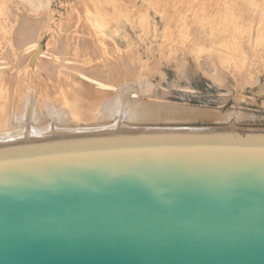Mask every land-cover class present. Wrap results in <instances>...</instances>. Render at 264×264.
I'll use <instances>...</instances> for the list:
<instances>
[{
    "label": "water",
    "instance_id": "obj_1",
    "mask_svg": "<svg viewBox=\"0 0 264 264\" xmlns=\"http://www.w3.org/2000/svg\"><path fill=\"white\" fill-rule=\"evenodd\" d=\"M0 264H264V130L0 142Z\"/></svg>",
    "mask_w": 264,
    "mask_h": 264
},
{
    "label": "bare ground",
    "instance_id": "obj_2",
    "mask_svg": "<svg viewBox=\"0 0 264 264\" xmlns=\"http://www.w3.org/2000/svg\"><path fill=\"white\" fill-rule=\"evenodd\" d=\"M120 1L123 3V5L125 7L122 8L118 2L112 3L113 12L116 13V17H114L115 21H116V26L114 27L113 33L117 34V35L119 34L118 38H114V36H116V35H114V36L111 35L112 41H106L103 39L105 35L109 34L108 27H106L102 23L103 19L100 16L102 13H104V14L106 13V11H105L106 9H104V10L95 9L94 15L92 13L93 11L88 12L89 14L92 13V15L90 14V16H88L87 18L89 21L90 20L92 21L91 24L93 27H91V25H87V27H88L87 31H85L86 30L85 27L83 29L84 31L79 27L81 29L80 32L83 34V36H81L82 38L78 37L79 35H75V36H77V39L78 38H81V39H79V41L75 40L76 38L71 39V42H70V39H68V41H66V42L62 41V42H65V45L61 44L60 46H56V47H58V49L53 48L52 50H50L51 48H49L48 50L44 51L42 49V46L40 45V42H37L40 38L37 41L32 40L34 35L32 37H28V39H27V40H29V38H32L31 40H29L31 42L23 43L25 41V38H24V40H22L23 38L20 36L24 35L25 30L22 31V35L20 34V36H17V37L15 35L16 39H18V37L21 38L18 40L19 43H17L14 41L15 38L13 37V35L16 32H11L12 33L11 37H13L11 40L12 47L14 46L13 43L15 42L14 44H17V45L19 44V47H18L19 49L17 50V52H15L16 47H13V48H15L13 54L16 55L14 60L10 59V57H12V56H9V55H11L12 53L10 54L9 49L6 50L7 52H9V54H7V52L3 50L4 47L1 48L3 51L0 50V52H5V53H2L3 54L2 57H4V58L7 57L4 55L9 56V58H7L8 59L7 61L9 63L13 60L12 63L9 64L10 66L7 67V70H5V68L1 66L3 64H1V61H0V142L6 141V140L36 139V138L66 135V134H73V133L115 128V127H125L126 125L124 126V124L121 122L122 118L123 119L124 118L129 119V120H152V121L154 120L155 121V120L159 119V120H163V121H171V120L188 121V120L195 118V117L196 118L218 119L222 116L221 115L222 113L219 112L218 109H214V108L206 107V106H197V105H191V104L171 102V101L163 100V99L159 98L158 96L151 98L150 97L151 95H149V93H151V91H152V86H151L152 82H151V80L148 79V78H150V76L147 75V74H149V73H147L148 71H146V73H145V71L142 70V67L144 66V64L142 62H144V60L146 58L143 56V54L147 55L150 53V51H153L152 50L153 46H155L156 48H159V46H162V44H163L162 40L165 41L164 37H165V35L167 36V34H165V32H163V30L162 31L160 30V27L157 25L156 19L154 18L153 14L150 13V11H153L154 14L159 13V15H160L159 20L160 21L163 20L164 23L168 25V20H169V17L171 15V12L178 11L177 9L174 8L175 6H177L179 8L178 0H175L177 2H175V1L173 2L172 0H133V2L131 0L130 1L129 0H120ZM231 1H234V0H231ZM12 2H14V1H12ZM17 2H19V0H17ZM131 2L133 3L132 6H131ZM201 2L203 3V1H201ZM235 2H236V0H235ZM10 3H11V1L9 2V4ZM189 4H192V3H189ZM203 4H206V3H203ZM14 5H17V4H14ZM14 5H11V6H13L12 8H14ZM7 7H9V5ZM126 7H127V9L128 8L131 9V11H132V9L136 8L139 12H143V15L141 17L139 16V18L145 24V29L147 30L146 32L149 34V37L147 38L148 39L147 42H138L139 41L138 40L139 33L134 31L133 27L129 25V23H132L133 21H136V19H138L137 18L138 15H136V18L133 19L131 17L133 14L131 16L129 15L133 12L130 13L129 10L126 12L125 11ZM172 7L174 8V10L172 9ZM200 7L202 8L203 5L201 4ZM231 7H233V6H231ZM235 7H238V6L235 5ZM246 7H249V6H246ZM196 8L198 9V7H196ZM20 9L21 8H19L18 10H20ZM230 9H233V8H230ZM241 9H243V8H241ZM248 9L249 8H247V10ZM253 9L255 11V8H253ZM202 10L205 11L204 9H202ZM247 10H245V11H247ZM241 11H243V10H241ZM248 12H250V11H248ZM8 13L9 12H7V14ZM126 13H127V15H126ZM168 13H169V15H168ZM199 13H201V12L199 11ZM193 14H195V13H193ZM5 15H6V13H5ZM203 15H206V14H203ZM215 15L216 14H214V17H215ZM224 15H226V14H224ZM242 15L248 16L247 14H242ZM8 16H9V14L6 17H8ZM150 16H151V19H149ZM177 16H179V15H177ZM182 16L183 15H181V17ZM201 16L202 15H200V17ZM9 17H11V16H9ZM17 17H19V15ZM181 17L179 16V18H181ZM186 17H189V16H186ZM216 17H218V16H216ZM230 17H232V16H230ZM206 18H208V17H206ZM211 18H213V17L211 16ZM241 18H242V16H241ZM12 19H14V18H12ZM37 19H40V17ZM47 19L49 20V18H47ZM242 19L247 20L248 18L245 17ZM177 20L179 21L180 19H177ZM211 20H213V19H211ZM214 20L210 21V23L214 22ZM219 20L217 18V21H219ZM19 21H20V19H19ZM22 21H23V19H21V22ZM193 21H194V19H193ZM199 21L201 22V19ZM239 21H241V20H239ZM243 21L245 22V20H243ZM260 21H262V20H260ZM25 22H27V21H24V24H26ZM110 22L111 21H109V23ZM228 23H230V22H228ZM238 23H240V22H238ZM71 24H69V25H71ZM89 24H90V22H89ZM215 24H217V23H215ZM242 24L243 23H241V26H242ZM249 24H251V23H249ZM249 24L247 26H249ZM19 25L20 24H18L17 26L18 27L24 26V25L23 26L22 25L19 26ZM205 25H207V24H205ZM231 25L235 26L232 23H231ZM26 26H27V24H26ZM129 26L131 27V32H128L127 31L128 29L126 30V28ZM186 26H187V24H186ZM214 26H216V25H214ZM217 26H219V25H217ZM228 26L230 27V25H228ZM194 27H195V25H194ZM202 27H204V26H202ZM223 27L224 26L222 25V27H220V28H223ZM89 28H91V29H89ZM164 28H166L165 25H164ZM210 28H212V26H210ZM66 29H68V28H66ZM196 29H199V28L197 27ZM196 29H195V31H196ZM208 29H209V27H208ZM208 29L206 31H210V29L209 30ZM18 30H20V28H18ZM18 30H15V31H18ZM27 30H28L29 34L31 31H33L32 29L29 30V28H27ZM188 30H190V28ZM188 30H187V32H188ZM223 30H225V28H223ZM255 30H256V28H255ZM3 31H5V30H3ZM26 32L27 31H25V33ZM63 32H65V31H63ZM70 32L74 33L72 31H70ZM198 32H201V31L198 30ZM232 32H233V30H232ZM6 33H7V31H6ZM81 33H79V34L81 35ZM207 33H209V32H207ZM214 33H216V32H214ZM218 33H220V32H218ZM2 34H3V32L1 33V35ZM16 34H18V33H16ZM34 34H36V33H34ZM206 34H204V35H206ZM224 34H225V32H224ZM237 34H238V32H237ZM30 35H32V34H30ZM62 35H64V34H62ZM62 35H61V37H58V38L63 39ZM67 35H69V34H67ZM70 35L68 36V38L70 37ZM230 35H233V34H230ZM252 35H254V34L252 33ZM4 36H6V35L4 34L1 37L4 38ZM109 36H110V34H109ZM195 36H193V37H195ZM200 36H202V35H199V37ZM210 36H212V35H209V37ZM1 37H0V39H3ZM205 37L207 38L208 35L204 36V38ZM215 37L216 36H214L213 39H215ZM228 37H229V34H228ZM239 37H240V35H239ZM5 38L2 41H5L6 40ZM55 38H57V37H55ZM128 38H132L133 39L132 43H137V47H134L135 46L134 45L133 47H131L132 51L130 53L126 54V53H124L125 48H127V46L133 45V44H130V42L128 44V42H127ZM195 38H197V36ZM204 38H201L202 41ZM224 38L226 39V37H224ZM9 39L6 40V42L9 41ZM124 39H126L125 42H124ZM261 39H263V38H261ZM21 40L23 42H20ZM176 40H178V39H176ZM238 40H240V39H238ZM219 41H222V40H217L216 42L219 43ZM261 41H263V40H261ZM194 42H195V40H194ZM194 42H192V43L194 44ZM196 42H198V40H196ZM210 42L213 43V41H211V40H210ZM1 43H3V42H0V44ZM20 43H22V44L20 45ZM48 43H47V45H48ZM59 43L60 42H57V44H59ZM171 43H175V42H171ZM3 44L7 45L6 43H3ZM3 44H1V47L5 46ZM189 44H191V43H189ZM199 44H200V42H199ZM228 44H231V43L229 42ZM172 45H174V44H172ZM220 45H222V43ZM9 46L11 47V45H9ZM175 46H176V43H175ZM177 46H179V44ZM186 46H187V44H186ZM186 46L181 51L183 56L186 55L190 51V48H191V47L188 48V46L187 47ZM244 46L249 47L251 45L247 46V45L242 44L241 47H243L245 49L246 47H244ZM7 47H8V45H7ZM74 47H79V49H77V48L74 49ZM228 47H231V46H227V48ZM175 48H177V47H175ZM234 48L235 47H231V49H234ZM80 49H81L80 52H84V54L81 53V54H79V55H81L79 58L78 57L74 58V55L76 56V53H80V52H78ZM192 49H191V51H192ZM76 50H78V51H76ZM128 51H129V49H128ZM216 51H218V50H216ZM235 51H237V50H233L232 53L234 54ZM178 52H180V51H178ZM243 52H244V50H243ZM247 52L249 53V51H247ZM70 53L73 54V56L71 58H67V57L62 56V54L68 55ZM72 54H70L69 56H71ZM151 54H152V52H151ZM222 54H223V52H222ZM237 54H239V53H237ZM253 54H254V52H253ZM225 55H227V54H225ZM245 55H247V54H245ZM183 56L181 58H183ZM2 57H0V59ZM230 57H232V56H230ZM12 58H14V57H12ZM224 58H226V56ZM5 59L2 58V63H4V64L6 63ZM9 59H10V61H9ZM202 59H203V57H202ZM202 59H201V61H202ZM153 60L151 61L152 63H153ZM204 60L206 61L203 63L204 65H206V63L209 64L207 59L204 58ZM135 61L141 62V65H139L140 63L137 65ZM8 62L5 64L6 66H8ZM132 62H134L135 65H133ZM151 62H149V63H151ZM154 62L156 63V65L155 64L154 65L157 68V66H159V64L157 65L156 60ZM149 63H148V65H149ZM152 63H151V65L153 66ZM209 65H211V64H209ZM198 67H199V65H198ZM206 67H208V65ZM151 68L152 69H150V68L149 69L151 71H153V67H151ZM171 68L173 69V67H171ZM191 68H192V66H191ZM145 69L147 70V67ZM187 70H189V67L187 68ZM209 70H211V69H209ZM245 71H246V69H245ZM154 74H156V73L154 72ZM103 75H104V77H103ZM109 77H110L109 80L112 81L113 83L112 82L111 83L106 82L107 79H105V78H109ZM152 77L153 76H151V78ZM111 78H113V79H111ZM162 92H164V91L162 90ZM140 95H144V96L146 95V97H148V98H143ZM82 110L86 111V115L80 113ZM94 113L98 114L99 117H101L102 119H107L111 116H115V117L118 116V119L114 122V124H112L110 126L109 125H103V126L96 127V128L94 127L95 129H93V128L91 129V128L86 127L87 129L84 128L86 130L81 129V128H59V127L54 126V122L57 124H59V123L60 124L75 123L80 118H84L87 120H93L94 119ZM234 113H235V116H237L238 118L241 117L242 115H243V117H246V118H259V117H261L260 115H255V113H252V114L245 113L244 114L242 112L239 113L238 111H236ZM48 123H49V125H47ZM126 127H128V126H126ZM164 127H166V126H164ZM177 128H214V127L179 126ZM226 128H235V127L229 126ZM239 129H244V128H239ZM248 129H257V128H248ZM262 130H264V128Z\"/></svg>",
    "mask_w": 264,
    "mask_h": 264
},
{
    "label": "rangeland",
    "instance_id": "obj_3",
    "mask_svg": "<svg viewBox=\"0 0 264 264\" xmlns=\"http://www.w3.org/2000/svg\"><path fill=\"white\" fill-rule=\"evenodd\" d=\"M10 1H11V3L9 4ZM12 1H14L15 3ZM131 1L133 2V0H131ZM172 1L174 2L175 0H172ZM186 1L187 0H178L179 8L177 6H175L174 8L177 9L179 12L178 11L171 12V15H170L169 20H168V25L165 24L163 20H161V21L159 20L160 19L159 13L154 14L153 11H150V13H152L154 18L156 19L157 25L160 27V30L161 31L163 30V32H165V34H167V36L165 35V37H164L165 41L162 40V42H163L162 46H159V48H156L155 46H153V49H152L153 51H150V53L147 55L143 54V56L146 58H145L144 62H142L144 64V66L142 67V70H144L145 73H146V71H148L147 73L150 74V75L147 74L148 76H150V78H148V79L151 80V82H152L151 83V86H152L151 93L152 94L149 93V95H151L150 96L151 98L158 96L159 98H161L163 100H167V101H171V102L191 104V105H197V106H206V107L218 109V111L222 113L221 114L222 116L218 119L196 118L195 117V118H192L188 121H183V120L163 121V120H159V119L155 120V121L154 120L153 121L152 120H129V119H125V118L123 119L122 118L121 122L124 124V126L126 125L128 127L129 126L130 127L192 126V127L226 128L229 126H233L235 128H244V129H248V128L263 129L264 128V0H236V2H235V0L234 1H231V0H191L190 1V0H188L187 2ZM201 1H203V3H206V4H203ZM114 2H118L122 8L125 7L120 0L119 1L118 0H115V1L114 0H83V1L82 0H19V2H17V0H0V37L5 34L6 36H4V38L6 37L5 38L6 40H8L10 38L9 41L6 42V40L2 41V40H4V38L1 37L3 39H0V42L6 43L8 45V47H7V45L1 43L5 46L1 47V44H0V50L6 51L9 49L10 54L12 53L9 56L14 57V58L10 57V59L14 60L16 55L13 54L14 49H15L13 47H16L15 52H17V50L19 49L18 48L19 44L17 45L14 43L15 42L19 43L18 40L21 38L18 37V39H16V37L20 36V34L22 35L23 30H25L27 32L25 33V31H24V35H22L20 37L23 38L22 40H24V38H25V41L23 42L21 40L20 42H23V43L31 42L29 40H31L32 38H29V40H27V39H28V37H32L34 35L32 40L37 41L40 38L39 39L40 41L38 40L37 42H40V45L42 46V49L44 51L48 50L49 48H51L50 50H52L53 48L58 49V47H56V46H60L61 44L65 45V42L68 41V39H70V42H71V39H75V38H76L75 40L79 41V39L82 38L81 36H83V34L80 32L81 29L83 30L85 27L86 28L85 31H87L88 30L87 25H91V27H93L91 24L92 21L91 20L89 21L87 17L90 16V14L92 15V13L94 15L95 9H101V10L106 9L105 10L106 13L105 14L102 13L100 16L103 19V21L101 20L102 23L106 27H108V31H109L110 36H109V34L105 35L106 37L104 36L103 39L106 41H112L111 40L112 36L116 35V36H114V38H118V36H119V34L117 35V34L113 33L114 27L116 26V21L114 18V17H116V13L113 12V9H112L113 8L112 3H114ZM132 2H131V6L133 4ZM175 2H177V1H175ZM189 3H192V4H189ZM14 4H17L18 6L14 5ZM201 4L203 5L202 8L200 7ZM8 5H9V7H7ZM11 5H14V8H12L13 6H11ZM235 5H237L238 7H235ZM231 6H233V7H231ZM246 6H249V7H246ZM196 7H198V9L199 8L200 9L198 10ZM19 8H21L22 10L21 9L18 10ZM174 8L172 7L173 10H174ZM230 8H233L234 10L230 9ZM241 8H243V9H241ZM247 8H249L250 10L249 9L247 10ZM253 8H255L256 12L254 11ZM202 9H204L205 11H203ZM128 10L130 13L133 12V13L129 14L130 16L132 14L133 15L135 14L134 16L133 15L131 16L133 19H135L136 15H138V17H137L138 19H136V21L129 23V25L133 27V30L136 31L137 33H139V38H138L139 41L138 42H147L148 41L147 38L149 37V34L146 32L147 30L145 29V24L139 18V16L141 17L143 15V12H139L136 8L132 9V11H131V9H129V8L127 9V7H126L125 11L127 12ZM241 10H243V11H241ZM245 10H247V11H245ZM90 11L91 12L93 11V12L89 14L88 12H90ZM199 11L201 13H199ZM248 11H250L251 13ZM7 12H9L8 13L9 16H11L14 19H12L9 16H8L9 18L6 17L8 15ZM5 13H6V15H5ZM193 13H195V14H193ZM223 13L226 15H224ZM203 14H206V15H203ZM214 14H216L215 17H214ZM242 14H247L248 16H245ZM18 15H19V17H17ZM126 15H127V13H126ZM168 15H169V13H168ZM175 15L176 16L179 15L180 17H181V15H183V16L181 17L182 18L181 19V18H179V16L176 17ZM200 15H202L203 17L201 16L202 17L201 18ZM186 16H189V17H186ZM211 16L213 18H211ZM216 16H218V17H216ZM230 16H232V17H230ZM241 16H242V18L246 17L249 20L248 19L247 20L242 19ZM39 17H40V19H37ZM206 17H208V18H206ZM47 18H49V20ZM217 18H218V20L219 19L220 20L217 21ZM19 19H20V21H19ZM21 19H23V21H22L23 23L21 22ZM149 19H151V16L149 17ZM177 19H180V20L178 21ZM193 19H194V21H193ZM200 19H201V22L199 21ZM211 19H213V20L215 19L214 22L210 23V21H213ZM239 20H241V21H239ZM243 20H245V22ZM260 20H262V21H260ZM24 21H27V22H25L27 24V26H26V24H24ZM109 21H111V22L109 23ZM16 22L18 24H20L19 26H21V25L22 26L24 25V26L18 27L17 26L18 24ZM89 22H90V24H89ZM228 22H230V23H228ZM238 22H240V23H238ZM215 23H217V24H215ZM231 23L234 24L235 26H232ZM241 23H243L242 26H241ZM249 23H251L252 25ZM69 24H71V25H69ZM186 24H187V26H186ZM205 24H207V25H205ZM248 24H249V26H247ZM164 25L166 26V28H164ZM194 25H195V27H194ZM214 25H216V26H214ZM217 25H219V26H217ZM222 25L224 26L223 28H225V30H223V28H220V27H222ZM228 25H230V27ZM202 26H204V27H202ZM210 26H212V28H210ZM129 27H127L126 30L128 29L127 31L131 32V27L130 28ZM197 27L199 29H196ZM208 27H209L210 31H206L208 29ZM18 28H20V30H18ZM27 28H29V30H31V29L33 30L30 32V34H32V35H30L28 33ZM66 28H68V29L70 28L71 30L70 29L68 30ZM189 28H190V30H188ZM255 28H256V30H255ZM89 29H91V28H89ZM195 29H196V31H195ZM3 30H5V31H3ZM15 30H18V31H15ZM187 30H188V32H187ZM198 30L201 32H198ZM232 30H233V32H232ZM1 31L3 32L2 35H1V33H2ZM6 31H7V33H6ZM63 31H65V32H63ZM70 31H72L74 33H71ZM217 31L220 33H218ZM11 32L18 33V34L15 33L13 35V37L16 39V40L14 39L15 42L13 41L14 42L13 47H12V42H11V40L13 38V37H11V34H12ZM207 32H209L210 34ZM214 32H216V33H214ZM224 32H225V34H224ZM237 32H238V34H237ZM251 32L254 35H252ZM34 33H36V34H34ZM79 33H81V35ZM62 34H64V35H62ZM67 34H69V35L71 34L69 38H68L69 35H67ZM204 34H206V35H204ZM228 34H229V37H228ZM230 34H233V35H230ZM15 35H16V37H15ZM61 35L63 36V39L61 38L62 40L58 38V37H61ZM75 35H79L78 37H81V38L77 39V36H75ZM195 35L197 36V38H195L196 37ZM199 35H202L203 37L202 36L199 37ZM207 35H208V37L207 38L205 37L206 38L205 39L204 36H207ZM209 35H212V36L209 37ZM213 35L216 36L215 39H213L214 38ZM239 35H240V37H239ZM193 36H195V37H193ZM55 37H57V38H55ZM224 37H226V39ZM260 37L263 39H261ZM201 38H204L203 41ZM176 39H178L179 41ZM193 39L195 40V42ZM238 39H240V40H238ZM125 40L126 39H124V42H125ZM196 40H198V42H196ZM210 40L213 41V43L210 42ZM217 40H222V41H219V43L220 44L222 43V45L217 43L216 42ZM261 40H263V41H261ZM62 41H65V42H62ZM170 41L175 42L176 46H175V43H171ZM57 42H60V43L57 44ZM127 42H128V44L130 42V44H133V45L127 46L129 51L127 48H125L124 53H126V54H128L132 51L131 47H133L134 45H135L134 47H137V43H132L133 42L132 38H128ZM192 42H194V44ZM199 42H200V44H199ZM229 42L231 44H228ZM47 43H48V45H47ZM189 43H191V44H189ZM21 44L22 43H20V45ZM172 44H174V45H172ZM178 44H179V46H177ZM186 44H187L188 48L189 47H191V48H190V51L186 55L183 56L181 51L186 46ZM242 44L247 45V46L251 45V46H249V47L244 46V47H246L245 48L246 50H245L243 47H241ZM9 45H11V47ZM227 46H231V47H235V48L231 49V47L227 48ZM175 47H177V48H175ZM1 48H3V50ZM76 48L79 49V47H74V49H76ZM191 49L193 52L191 51ZM216 50H218V51H216ZM233 50H237V51H235V53L233 54L232 53ZM243 50H244V52H243ZM76 51H78V50H76ZM80 51H81V49L78 52H80ZM178 51H180V52H178ZM247 51H249V53ZM151 52H152V54H151ZM222 52H223V54H222ZM253 52H254V54H253ZM2 53H5V52H0V57H2V55H3ZM81 53L84 54V52L76 53V56L74 55V58H77V57L79 58L81 56L79 54H81ZM237 53H239V54H237ZM7 54H9V52H7ZM70 54H72V53H70ZM70 54H68V55L62 54V56L67 57V58H71L73 56V54L71 56H69ZM225 54H227V55H225ZM245 54H247V55H245ZM4 56H7V57H5L6 59L4 57H2L3 59L6 60V63H7L8 62L7 58H9V56L8 55H4ZM182 56H183V58H181ZM225 56H226V58H224ZM230 56H232V57H230ZM202 57H203V59H202ZM2 58L0 59L1 64H3L1 66L4 67L5 70H7V67L10 66L9 64H11L13 60L10 63L8 62V66H6L5 65L6 63L5 64L2 63ZM204 58L207 59L209 64H211L212 66L209 65L208 63H206V65H204L203 63L206 62L204 60ZM10 59H9V61H10ZM201 59H202V61H201ZM152 60H153V63L151 62ZM155 60L157 61V65L159 64V66H157V68L155 66L156 65V63L154 62ZM135 62L137 65L139 63H140L139 65H141V62H139V61H135ZM149 62H151L153 64V66ZM132 63H133V65H135L134 62H132ZM148 63H149V65H148ZM198 65H199V67H198ZM207 65L209 68L206 67ZM191 66H192V68H191ZM146 67H147V70L145 69ZM151 67H153V71L156 74H154V72L150 70V69H152ZM171 67H173V69ZM188 67H189V70H187ZM209 69H211V70H209ZM245 69H246V71H245ZM151 76H153V77L151 78ZM103 77H104V75H103ZM105 79H107V81L105 80L106 82H110V83L112 82L109 80L110 77L105 78ZM111 79H113V78H111ZM162 90L165 93L162 92ZM140 96L143 98H148V97H146V95L145 96L140 95ZM236 111H238L239 113L242 112L244 114L245 113H248V114L255 113V115H260L261 117H259V118H246V117H243V115H242L241 117L238 118L237 116H235V113H234ZM80 113L86 115L85 110H82ZM117 119H118V116H116V117L111 116L107 119H102L101 117H99L98 114L94 113V119L93 120H87L84 118H80L75 123H68V124H60L59 123V124H57L54 122V126L59 127V128H81V129H84L87 127V128L95 129L96 127H100L103 125H109L110 126V125L114 124V122ZM47 125H49V123ZM86 129H84V130H86Z\"/></svg>",
    "mask_w": 264,
    "mask_h": 264
}]
</instances>
